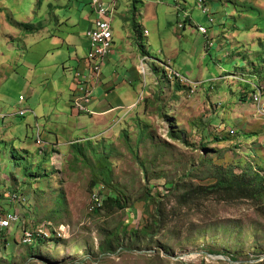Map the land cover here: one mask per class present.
<instances>
[{
  "label": "rangeland",
  "instance_id": "1",
  "mask_svg": "<svg viewBox=\"0 0 264 264\" xmlns=\"http://www.w3.org/2000/svg\"><path fill=\"white\" fill-rule=\"evenodd\" d=\"M37 2L0 0V209L64 238L26 245L19 226L3 231L0 264H264V116L251 98L264 86V0H208L214 24L197 0H118L149 59L138 105L106 121L72 118L54 93L86 53L91 0ZM92 180L124 208L94 211Z\"/></svg>",
  "mask_w": 264,
  "mask_h": 264
},
{
  "label": "crops",
  "instance_id": "2",
  "mask_svg": "<svg viewBox=\"0 0 264 264\" xmlns=\"http://www.w3.org/2000/svg\"><path fill=\"white\" fill-rule=\"evenodd\" d=\"M106 4H111L113 0H103ZM91 4V2H90ZM127 5H130L127 3ZM144 5V3H143ZM134 6V5H133ZM57 7V6H56ZM135 10H137L143 19H147V17L143 14V10H138L134 6ZM127 9H124V11ZM123 9L118 4L116 5V11L114 15V19L112 22L113 27V34H114V46L112 49L111 54L107 57V59L104 62L103 65V73L99 80L96 82H92L93 87V100L91 104V110L94 114H89V116H98L102 117L103 120H108L117 113L119 114H125L127 110H131L132 106L138 102L137 94L133 86H135V82L138 80L140 81L143 76H141L140 72L138 71V63L139 59L143 55L142 51H138V41L134 38V42L132 43L130 41L131 35L129 34L130 26L134 29H136L135 21H133L131 24L128 23V17L123 15ZM91 13L84 16V22H85V28H86V37L87 32L93 27L94 23L97 20V14L93 8V5L91 4ZM116 18L119 19L120 25H118L119 28L125 29L128 34L127 36H122L119 34L117 30H115V20ZM68 22H72L70 19ZM122 23V24H121ZM49 28H45L41 35L39 37L41 38V41H38V44H41V42H45L51 38ZM48 38H45L47 37ZM44 37V38H43ZM122 42L120 45L119 43ZM82 44V41L78 43V47L80 48ZM83 46H85L86 53L83 55L78 54V50L76 51V58L74 61V67L71 65L69 66H63L64 71L71 72V78L69 80H64V84L67 87L68 93L66 95L64 92H61V89H54V93L63 97L62 99L66 102L68 108L71 110V117L74 119H78V117L82 114H80L76 109L73 108L71 104V100L76 93L77 89V77L76 74L78 72H84L86 70V58L88 56V53L90 51V43L87 38V42H83ZM55 49H53L51 46H47L45 48V51L43 55L40 57V63L39 64H45V59L50 56L51 53L54 54ZM52 63V62H50ZM52 68L56 70V65H53ZM44 75L48 76L49 69H47V66L43 67ZM73 71V72H72ZM63 78V77H62ZM65 95V96H64ZM18 111L13 112L12 114L16 115ZM31 112V111H30ZM35 115V114H34ZM87 115V114H86ZM11 116V115H9ZM37 119V116H35ZM59 118V115H57ZM96 117L97 119H99ZM6 119V118H5ZM68 123L65 126H68ZM99 127V126H98ZM59 129V126L56 125L55 129ZM86 128L83 127H77V129ZM69 132V136L71 135V131ZM51 136H56L57 138V145H61L58 141V137L56 134L51 133ZM81 141V140H79ZM51 143L52 148L55 147V143L51 141H47ZM77 141L70 140L68 144L74 143ZM46 143V141H45ZM17 227V226H15ZM11 233V231L9 232ZM16 239V238H15ZM14 239V243H15ZM10 241V240H9ZM8 244H13L11 241L8 242ZM18 245V244H17ZM13 246V245H12ZM9 247V246H8Z\"/></svg>",
  "mask_w": 264,
  "mask_h": 264
},
{
  "label": "built area",
  "instance_id": "3",
  "mask_svg": "<svg viewBox=\"0 0 264 264\" xmlns=\"http://www.w3.org/2000/svg\"><path fill=\"white\" fill-rule=\"evenodd\" d=\"M208 0H197L199 8L206 14L209 15L210 23L214 24V18L210 14L207 5ZM118 0H113L111 4H106L103 0H91V4L97 14V20L94 23L93 27L87 32V38L90 43V51L86 58V70L78 72L77 77V89L74 94L71 104L74 109H76L80 114L91 115L94 114L91 110V104L93 100V87L92 82L99 80L103 73V65L107 57L111 54L114 46V34L112 22L114 19L116 5ZM198 32L202 35H208L209 28L205 26H198ZM147 56H143L140 60L138 66V71L142 76H146V66H148ZM264 86L255 85L254 92L252 94V102L256 106L258 112L264 116ZM19 102H25V97L20 96ZM138 103L134 104L132 108H135ZM29 109L20 110L19 113L21 116H25L29 113ZM2 119L8 117V114L0 116ZM235 132L232 130L231 134ZM37 143L43 145L44 142L41 139V136L38 135ZM11 200L14 204H21L23 202L22 195L18 193L10 194ZM105 196L102 194L101 189H94V192L91 197L92 209L101 208L104 205ZM0 209V231L10 232L15 226L21 228V242L26 245H35L40 241L50 242L53 239L64 238L63 232L54 228L52 222L46 221L47 224L41 225H27L22 213L19 211V208H13L9 210ZM21 223V225H20ZM18 243V242H17ZM10 245V244H9Z\"/></svg>",
  "mask_w": 264,
  "mask_h": 264
},
{
  "label": "trees",
  "instance_id": "4",
  "mask_svg": "<svg viewBox=\"0 0 264 264\" xmlns=\"http://www.w3.org/2000/svg\"><path fill=\"white\" fill-rule=\"evenodd\" d=\"M42 1H49V0H38L37 5L38 6L41 5ZM48 5H50V7L51 6L53 7V4H51V3H49ZM96 185H97V182L92 180L91 183H90V188L94 190ZM225 186H226L225 182L218 181L217 183L209 185V187H207L205 189L207 191H217V190H219V189H221V188H223ZM104 207H107V208H109L112 211H114L116 209L124 208L123 198L121 196L116 195L115 193H109L106 196V198H105L104 205L101 208H96V209H93V210L94 211L100 210V209H103ZM135 230H137V229H135ZM138 233L139 232L135 231L134 232L135 236H139ZM2 235H3V231H0V236H2ZM41 242H44V241H40L39 243H41ZM112 246L113 245L111 243L110 244V249H113V248H111Z\"/></svg>",
  "mask_w": 264,
  "mask_h": 264
}]
</instances>
